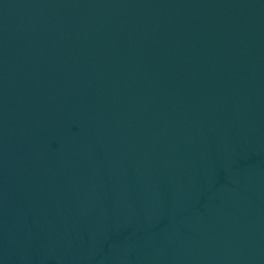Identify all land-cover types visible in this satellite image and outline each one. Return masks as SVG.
<instances>
[{"label": "water", "instance_id": "water-1", "mask_svg": "<svg viewBox=\"0 0 264 264\" xmlns=\"http://www.w3.org/2000/svg\"><path fill=\"white\" fill-rule=\"evenodd\" d=\"M0 264H264V0H0Z\"/></svg>", "mask_w": 264, "mask_h": 264}]
</instances>
